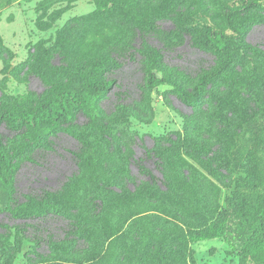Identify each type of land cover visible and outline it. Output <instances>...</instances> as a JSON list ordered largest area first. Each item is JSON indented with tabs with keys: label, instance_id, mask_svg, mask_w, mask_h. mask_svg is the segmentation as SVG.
<instances>
[{
	"label": "rangeland",
	"instance_id": "374dc122",
	"mask_svg": "<svg viewBox=\"0 0 264 264\" xmlns=\"http://www.w3.org/2000/svg\"><path fill=\"white\" fill-rule=\"evenodd\" d=\"M142 1L157 18L153 27L138 29L131 19L98 15L93 0H0V112L30 110L68 83L73 72L86 70L103 54L118 60L106 73L116 83L100 102L107 130L95 127L81 112L42 139L0 127L18 166L15 207L28 197L64 192L79 177L84 143L74 134L81 133L92 145H99L102 159L108 160L114 172L125 169L127 178L122 184L127 189H145L138 193L137 203L112 210L110 222L104 224L95 204L99 199L90 198L86 187L74 193L93 239L98 240L105 227L112 226V238L102 245L103 264H240L238 256L227 255L223 240L203 241L182 252L174 237L181 229L201 231L218 217L233 219L240 194L249 193L237 189L244 173L235 168L233 160L253 151V140L263 132L261 121L254 120L238 137L230 134L226 146L222 130L231 117L227 103L233 99L226 83L214 85L193 107L172 88L151 90L146 81L150 61L156 59L158 69L191 90L201 74L216 66L218 57L201 46L200 35L181 30L176 18L196 13L201 26L225 25L226 7L241 0H175L177 10L170 15L159 13L158 8L173 0ZM262 16L264 8L248 12L242 21L243 40L233 45L235 69L244 70L246 79L250 76L247 62L264 64ZM150 49L161 58L154 57ZM38 53H47L53 76L43 77L36 71ZM259 92L258 97H263ZM187 135L211 152L192 153L185 145ZM183 175L189 180L184 186L178 182L184 180ZM168 185L171 193L156 203L146 193L149 189L166 192ZM75 218L66 212L20 218L0 211V235L8 236L5 246L13 264H28L35 246L26 238L40 239L38 252L49 256L51 242L64 241ZM73 240L72 254L63 264H89L88 242L75 235Z\"/></svg>",
	"mask_w": 264,
	"mask_h": 264
},
{
	"label": "trees",
	"instance_id": "16d2710c",
	"mask_svg": "<svg viewBox=\"0 0 264 264\" xmlns=\"http://www.w3.org/2000/svg\"><path fill=\"white\" fill-rule=\"evenodd\" d=\"M93 1L98 15L115 14L126 20L131 19L138 29L150 28L156 24L155 14L152 15L151 11L142 5V0ZM263 8L264 0H241L240 4L228 5L225 25L211 23L201 26L202 19L196 13L176 18V23L181 30L200 35L201 46L218 57L216 66L201 74L191 90L186 89L180 82L158 69L156 59L150 61L147 87L155 90L158 87L168 86L189 106H198L214 85L226 83L229 86V95L232 93L233 98L227 103L231 110V117L224 122L225 126L222 130V135L227 140H225L226 146L229 145L230 134L233 137L240 136L242 130L251 128L256 119L261 121L263 129V132L253 140V151L244 157L237 155L233 160L235 168L244 173V177L237 183V189L249 191V193L240 194V203L236 207L233 219L218 217L211 220L208 227L201 231L178 230L174 238L176 246L182 252L187 251L193 244L220 239L226 245L227 255L238 256L240 264H264V154L262 153L264 152V64L247 62L246 67L249 69L250 76L246 79L242 77L244 70L238 72L235 69L233 54V45L243 40L242 21L247 18V13ZM176 10L175 0L173 4L168 5L162 2L158 8L159 13L168 15L176 13ZM147 13L149 15H146ZM261 21L264 22V16L261 17ZM150 52L154 57L161 58L156 50L150 49ZM46 55L47 53L44 55L38 53L40 63L37 62L35 68L43 77L49 78L54 75V71L48 65ZM116 65H118V60L115 56L101 55L91 61L86 70L73 72L68 83L62 85L56 92L47 96L30 110L0 112V127L6 126L14 131L27 132L31 139H42L71 122L74 115L81 112L88 116L95 127L107 130L100 102L111 92L116 83L115 80L106 76L108 70ZM259 91H262L263 97H258ZM252 105L254 107H251ZM232 129L235 132L230 131ZM74 135L84 143V150L80 156L79 177L73 179L64 192H46L39 197H28L24 203L16 207L14 194L18 166L15 164L13 153L9 151L0 135V211L10 212L20 218L48 217L57 214L60 216L65 212L76 217V222L70 221V228L64 241L51 242L49 256H42L38 252L40 239L32 241L26 238V242L35 246L26 260L28 264L68 262L72 254L74 235L88 242L86 261H89V264H103L106 253L103 254L101 251L102 245L112 238L110 236L113 231L112 226L105 227V232H102L98 240L93 239L86 229L88 222L76 205L77 200L74 193L86 187L90 198L99 199L95 204H98L101 209L100 223L104 224L107 221L110 222L113 215L112 210L117 211L119 207L137 203L138 193L145 191L142 189L139 192H132L127 189L122 184L124 181L122 179L127 178V175H124L125 169L121 172H114L108 160L102 159L99 145H92L84 134ZM197 140L187 135L185 144L187 149L200 155L204 152H211L209 147L202 146ZM182 179L184 180L178 182H181L182 186L187 185L189 180H186L184 175ZM145 185L148 184H143ZM146 193H149L152 202L156 203L157 200H164L171 193V185L167 186L166 192L160 189L157 191L149 189ZM7 237L0 235V264L14 263L5 246ZM119 239L110 242L109 246Z\"/></svg>",
	"mask_w": 264,
	"mask_h": 264
}]
</instances>
